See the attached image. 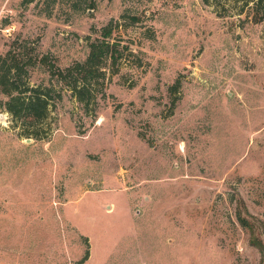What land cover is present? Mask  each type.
I'll return each instance as SVG.
<instances>
[{"label":"rangeland","instance_id":"374dc122","mask_svg":"<svg viewBox=\"0 0 264 264\" xmlns=\"http://www.w3.org/2000/svg\"><path fill=\"white\" fill-rule=\"evenodd\" d=\"M241 4L0 0V56L55 88L39 136L0 89V264H264V25ZM109 23L129 54L87 107L54 71Z\"/></svg>","mask_w":264,"mask_h":264},{"label":"trees","instance_id":"16d2710c","mask_svg":"<svg viewBox=\"0 0 264 264\" xmlns=\"http://www.w3.org/2000/svg\"><path fill=\"white\" fill-rule=\"evenodd\" d=\"M204 1L211 2V0ZM241 1L240 13L247 8L251 19L255 22H262L264 25V0ZM250 15L248 16L250 17ZM102 30L107 39L102 38L100 41H93L85 61L76 62L54 71L58 75V79L63 80L73 95L87 107L94 101L96 89L94 80L97 81L106 74L103 69L104 65H102L103 61L110 59L111 63L114 64L129 54L124 52L127 48L121 50L117 47L118 43L108 39L113 32L112 24L105 25ZM0 60V89L9 96L5 102V107L17 122L21 121L25 126H32L29 127V133L39 136L35 128L38 123L47 118L53 107L54 86L31 85L26 79L23 80L22 74L26 72V69L12 51L0 56ZM58 96H62L61 90L58 91ZM88 255L89 249L79 261L80 264H83Z\"/></svg>","mask_w":264,"mask_h":264},{"label":"water","instance_id":"95a60500","mask_svg":"<svg viewBox=\"0 0 264 264\" xmlns=\"http://www.w3.org/2000/svg\"><path fill=\"white\" fill-rule=\"evenodd\" d=\"M28 140H31V138H27Z\"/></svg>","mask_w":264,"mask_h":264}]
</instances>
